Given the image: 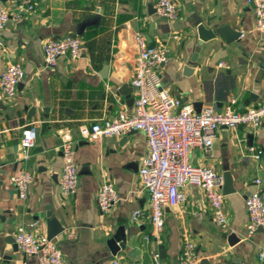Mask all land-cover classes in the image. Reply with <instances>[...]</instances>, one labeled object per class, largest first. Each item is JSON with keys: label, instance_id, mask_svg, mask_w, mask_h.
Instances as JSON below:
<instances>
[{"label": "crops", "instance_id": "obj_1", "mask_svg": "<svg viewBox=\"0 0 264 264\" xmlns=\"http://www.w3.org/2000/svg\"><path fill=\"white\" fill-rule=\"evenodd\" d=\"M174 1L180 10L175 22L154 11L156 0H38L34 12L1 31L0 76L8 64L18 62L25 78L16 97L9 98L0 89V264H35V256L18 249L15 234L19 227L33 223L36 234H48L49 215L65 228L56 242L65 264H113L116 260L153 264L157 254L160 264H176L185 238L196 244L201 264H264L259 259L264 231L259 228L248 237L245 205L257 179L262 180L264 196V122L259 128H221L210 151L199 146L190 149L191 163L210 165L231 179L234 191L224 198L227 223H217L200 187L185 184L181 188L185 199L164 211L159 238L154 236L149 215L150 196L139 177L142 160L149 153L144 133L133 130L97 141L81 134L83 125L91 127L122 109L133 111L139 32L148 43L168 50L161 83L185 105L196 111L208 105L225 110L234 99V110L244 111L264 103V35L254 27L255 11L248 0ZM97 13V23L80 34L78 24ZM200 25L214 31L227 27L243 36L228 42L224 34H217L204 42L192 61ZM75 34L84 40L83 54L74 61L62 57L56 67L46 66L44 44ZM29 124L36 126L38 138L26 157L20 141ZM65 136L76 142L80 180L77 193L70 197L59 192ZM250 147L261 150V158L252 156ZM24 170L33 178L22 198L11 177ZM105 180L114 184L119 200L103 215L97 194ZM137 208L144 210L145 217L135 222L131 214ZM118 234L127 241L115 255L107 241ZM232 234L239 237L234 244Z\"/></svg>", "mask_w": 264, "mask_h": 264}, {"label": "built area", "instance_id": "obj_2", "mask_svg": "<svg viewBox=\"0 0 264 264\" xmlns=\"http://www.w3.org/2000/svg\"><path fill=\"white\" fill-rule=\"evenodd\" d=\"M92 1V0H86ZM255 11V29L264 35V0H248ZM157 14L171 22L179 19L180 10L174 0H156L154 4ZM36 9V3L31 0H19L11 4L0 5V35L10 23H20L28 14ZM243 34L241 35V37ZM139 54L136 59L135 76L132 85L136 89L134 109L128 112L122 109L115 117L103 118L93 123L91 127L83 125V138L97 141L105 137L125 135L133 130L144 133L149 153L143 158L139 177L143 187L150 196L149 215L153 225L154 236L159 238L165 226L166 208L178 206L185 195L181 188L185 184L200 187L210 202L216 221L219 225L227 223V213L224 209L223 185L225 176L212 166H198L190 162V149L194 146L210 151L217 132L228 127L236 131L241 126L259 128L264 122V103L261 106H251L244 111H236L231 100L225 110H219L214 105H208L202 111H196L192 105H185L181 98L174 96L161 83V67L169 60L168 50L162 46L148 43L143 33L135 37ZM84 40L79 34L48 40L43 47L46 66L56 67L58 60L68 57L72 61L79 58L84 50ZM222 67L223 63L220 64ZM25 78L22 64L12 62L6 66L0 76V89L9 98L16 97L19 85ZM38 132L35 125H27L22 130L20 143L25 156H29L35 147ZM63 167L59 182V192L62 197H70L77 193L79 187V171L75 158L76 142L65 136L62 141ZM252 156L261 158L262 151L250 147ZM0 166V176L2 174ZM32 174L24 170L11 177L18 194L24 198L32 182ZM256 188L246 197V211L249 214L247 235L252 236L257 229L264 231V196L261 192L262 180H255ZM119 200L115 186L105 180L97 194L98 209L103 215L109 214ZM133 221L145 217L141 208L133 211ZM30 227H19L16 231V244L24 254L35 256V264H65L64 254L56 242L47 234H36ZM150 240V236H146ZM179 258L180 264H201V257L193 240L185 238ZM259 259L264 260V239L259 252ZM113 264H119L114 261ZM160 264V255H155L154 263Z\"/></svg>", "mask_w": 264, "mask_h": 264}, {"label": "water", "instance_id": "obj_3", "mask_svg": "<svg viewBox=\"0 0 264 264\" xmlns=\"http://www.w3.org/2000/svg\"><path fill=\"white\" fill-rule=\"evenodd\" d=\"M8 1L18 2L19 0H0V5L2 3L8 2ZM31 1L37 2L38 0H31ZM154 11H155V9H154ZM99 17H100V14L97 13L93 17L85 18L83 21H81L78 24V32L80 34H82L83 30L87 26H91V25H94L95 23H97ZM176 23H177V25H180L179 21H177ZM198 28H199L198 29L199 40L197 42L196 51L192 57V61H195L197 59L198 53L200 52V50L202 48L201 46L204 44V42L209 40V39L216 38L217 34H224L226 36V39L228 42H231V41H234V40L240 38V36L242 34L241 32L230 30V28H227V27L223 28V30H218V31H214L210 28H206L203 25H200ZM2 43H4V39L0 36V45H2ZM191 70L192 69H190V71ZM124 89H126L125 85H124ZM247 138H249V143L253 144V139H254L253 135L249 134ZM231 191H234L233 183H232L231 179L228 178V176H225V186L223 187V193L228 194V192H231ZM48 217H50V219L48 221V234H47V236H49L51 239H53L54 242H57L58 241V235L61 234L65 228L58 221V219H56L55 217H52L50 215ZM238 240H239V237L237 235L232 234V236L230 237V243L231 244L236 243ZM126 241H127V237L124 234L123 235L118 234V235H115L112 238H110L107 241V244L109 245L112 253L117 255L118 251L120 249H125ZM176 264H180L179 258L176 259Z\"/></svg>", "mask_w": 264, "mask_h": 264}]
</instances>
